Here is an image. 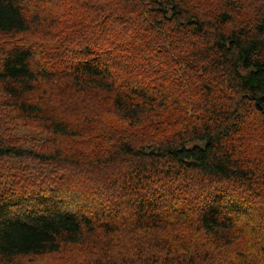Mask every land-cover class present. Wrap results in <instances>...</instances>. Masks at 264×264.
Masks as SVG:
<instances>
[{
	"label": "clouds",
	"instance_id": "clouds-1",
	"mask_svg": "<svg viewBox=\"0 0 264 264\" xmlns=\"http://www.w3.org/2000/svg\"><path fill=\"white\" fill-rule=\"evenodd\" d=\"M29 6L31 14L48 15L53 3L30 0ZM63 7H71L84 22L80 31L74 30L67 41H61L63 47L41 48L4 36L0 38V60L19 57L21 67L30 61L36 68L57 71L71 59L72 53L65 49L91 48L105 53L107 65H112L113 59L118 61L110 67L109 83L117 84L113 91L122 92L120 84L145 89L149 100L155 99L147 110L162 106L171 113L165 123L175 129L167 135L161 124L155 123L152 126L156 132L139 135L112 130L97 121L78 120L81 127L95 130L115 147L95 158L55 157L51 167L58 173L63 169L57 178V194L68 199V206L78 213L103 212L105 205L123 199L135 188L161 196L194 214L200 210L203 193L220 187L239 189L249 200L252 193H260L264 208V0H71ZM89 7L95 11L82 15ZM97 14L100 19L108 17L107 22L99 28L84 27ZM118 18L128 23L122 24ZM156 22H160L158 28H149ZM193 22L194 28L189 29ZM229 41H236L230 49ZM209 48L211 53L206 52ZM245 59L249 67H244ZM185 64H195V74L189 73ZM200 68H206L208 74L203 75ZM198 76H202L199 84L195 82ZM205 84L212 89L211 94L205 93ZM257 103L260 111L256 110ZM100 107L108 110L110 105L101 100ZM236 109L243 122L235 136L225 139L227 127L235 123L231 118ZM144 110L142 106L140 111ZM48 115L39 114L45 118ZM247 150L258 156L251 161L240 159ZM186 157L194 159L186 163ZM249 164L256 172L255 177L249 172L251 179L240 171ZM133 169L141 180L138 186L128 179ZM11 227L10 219L0 221L6 241L0 244V264H41L59 243L44 229L15 235L8 232Z\"/></svg>",
	"mask_w": 264,
	"mask_h": 264
},
{
	"label": "trees",
	"instance_id": "trees-1",
	"mask_svg": "<svg viewBox=\"0 0 264 264\" xmlns=\"http://www.w3.org/2000/svg\"><path fill=\"white\" fill-rule=\"evenodd\" d=\"M50 2L53 8L45 15L31 14L30 0H0V38L9 36L10 40L52 50L58 45L63 47L61 41H67L74 30L80 31L84 22L71 7H63L71 0ZM94 11L89 7L82 15ZM160 14L166 16L163 11ZM118 19L122 24L128 23ZM107 20L108 17L100 19L98 14L93 15L84 27L99 28ZM159 26L160 22H156L149 28ZM193 28L194 22L189 24V29ZM235 44L236 41H229V49ZM69 51L71 59L57 71L36 68L30 61L21 67L17 63L19 57L0 60V162H9L0 166V221L10 219L12 227L8 232L26 235L34 229H44L58 239L53 252L43 257L41 264H56L58 258V264H264V208L260 193H252L249 200L239 189L213 188L203 193L200 210L194 214L143 189L133 188L99 213H78L68 206L66 197L57 194V178L63 172L51 167L57 155L95 158L115 147L102 140L95 130L81 127L78 120L97 121L109 129L139 135L156 132L152 126L155 123L161 124L167 135L175 131L165 123L171 113L162 106L147 110L155 99L149 100L145 89L120 84L123 91H113L117 84L109 83L110 67L118 61L113 59V64L107 65L105 53L91 48L65 49ZM206 52L211 53L212 49ZM249 66L245 59L244 67ZM175 67L174 64L173 71ZM185 67L195 74V64ZM200 72L208 74L206 68H200ZM236 74L239 76L238 71ZM200 79L202 76L196 77L195 82L199 84ZM203 88L211 94L207 84ZM219 91L223 94L224 89ZM101 100L110 105L108 110L100 107ZM251 100L254 102L255 97ZM142 106L144 111H140ZM255 107L260 111L259 103ZM40 113L50 115L45 118ZM231 119L235 123L227 127L225 139L235 136L243 122L238 109ZM29 130L35 133L29 134ZM237 144L243 147L240 141ZM257 156L258 153L247 150L240 159L251 161ZM193 159L186 157L185 162ZM253 167L245 165L240 171L251 179L256 176ZM128 179L137 186L141 183L134 169ZM175 199L179 202L180 198ZM229 199L230 204L226 203ZM4 243V229L0 228V244Z\"/></svg>",
	"mask_w": 264,
	"mask_h": 264
},
{
	"label": "rangeland",
	"instance_id": "rangeland-1",
	"mask_svg": "<svg viewBox=\"0 0 264 264\" xmlns=\"http://www.w3.org/2000/svg\"><path fill=\"white\" fill-rule=\"evenodd\" d=\"M0 111H1V108H0ZM0 120H2V119H1V114H0ZM20 132H21V133H24L25 131H24L23 129H20ZM31 133L33 134V133H35V132L29 130V134H31ZM7 163H9V162H0V166H1V165H4V164H7ZM11 163H12V162H11ZM58 263H60V259H59V258H58L56 264H58Z\"/></svg>",
	"mask_w": 264,
	"mask_h": 264
}]
</instances>
